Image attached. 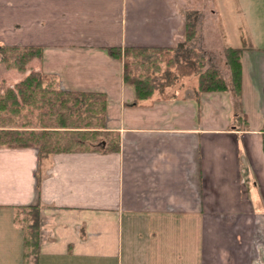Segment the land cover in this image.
Instances as JSON below:
<instances>
[{
	"label": "crops",
	"instance_id": "obj_1",
	"mask_svg": "<svg viewBox=\"0 0 264 264\" xmlns=\"http://www.w3.org/2000/svg\"><path fill=\"white\" fill-rule=\"evenodd\" d=\"M203 1L0 0V44L42 48L8 85L38 70L103 93L98 127L119 136L47 155L0 146V212L40 215L16 264H264V0H207L221 47L242 50L239 101L230 67L225 89L179 75L142 99L125 79V49L175 47Z\"/></svg>",
	"mask_w": 264,
	"mask_h": 264
},
{
	"label": "trees",
	"instance_id": "obj_2",
	"mask_svg": "<svg viewBox=\"0 0 264 264\" xmlns=\"http://www.w3.org/2000/svg\"><path fill=\"white\" fill-rule=\"evenodd\" d=\"M195 35V23L190 19L187 23L184 40L180 41L175 47H129L125 49V79L136 86L139 99L150 96L156 86L151 85L149 77L144 78L141 75H136L131 68L130 61L126 60V58L131 55L134 58H138V61L146 62V58H149L148 56L159 53V51L169 52L171 49H183ZM16 49L19 50V53L16 54L14 62L22 71L27 70V64L32 58L42 55V48L38 46L0 44L2 60L8 58L7 51ZM109 49L112 54L122 56L120 48L111 47ZM225 52L232 70V88L237 101H239L242 93V65L240 61L242 50L241 48L227 47ZM187 62L177 61L179 72L176 75L197 73L201 90L225 89L228 87L223 74L217 67L210 66L203 70L202 55L194 53L190 57V62ZM52 77L42 71L31 70L14 87H9L0 92V111H8V105L11 104L12 112L14 113L20 110L22 103L28 104L27 100L34 98L35 93L40 92L41 97L35 100L36 107L42 108L45 104H49L50 112L48 116H55L56 121L50 125L42 122L40 129L32 128L36 126L32 124H29V126L22 124L9 127L0 125V146L36 145L39 147L41 155H47L55 151H71L73 149H88L91 146H103L104 141L111 148H118L119 136H115L111 132L98 127L105 112V95L100 92L62 89L59 86H54L52 81L50 82L52 84H45ZM40 114L45 115V112ZM110 133L112 134L111 139L108 138V136H111ZM36 218L34 223L30 225L29 231L31 232H27L24 240L26 246L32 242L35 250L39 243V223ZM29 253L25 252L24 254L28 256Z\"/></svg>",
	"mask_w": 264,
	"mask_h": 264
},
{
	"label": "rangeland",
	"instance_id": "obj_3",
	"mask_svg": "<svg viewBox=\"0 0 264 264\" xmlns=\"http://www.w3.org/2000/svg\"><path fill=\"white\" fill-rule=\"evenodd\" d=\"M197 1L202 2L203 0H191L193 6L191 8L196 7L195 3ZM233 4L237 5L236 1L234 3L232 2V5ZM209 5H211V1L204 0L203 4H198L201 9L199 13L198 11L190 10V13H192V20H196L195 27L196 30H198V34L191 41H189L183 49H171L169 52L159 51V53H154V55L148 56L151 58H146V62L138 61V58H134L130 55L126 58V60L128 59L130 61L133 72L144 78L149 77L151 79V85H155L158 89L163 90L168 86L174 87L176 83L182 80V76L176 75V73L179 72L177 61H188L187 63H189L191 55L198 53L203 57V70L207 67L215 66L222 74H227L229 72L230 65L225 54L226 52L224 51V48L221 47V35L218 32L213 31V25L217 19L215 16L212 18L207 15L208 12H210ZM225 22L228 32L227 34L231 40H233V38L238 35L236 24L230 22L228 17L225 18ZM7 52L8 58L6 60H2V55H0V92L9 87L15 86L8 85V79H5L6 76L12 78V74L14 73V75H20L21 73L28 72V70L22 71L19 69L14 62L16 54L19 53L18 49ZM30 61L27 64V67L30 65ZM197 75L198 74L195 73L190 76V78L194 79ZM51 81L54 82V86H59L57 80L53 77L49 81H46L45 84H48ZM167 84L171 85L165 86ZM40 97V92L35 93L34 98L28 99V104L22 103L20 110L15 113L12 112V105L9 104L8 111H0V125L9 127L20 126L22 124L29 126V124H32L36 125L32 128L38 127V129H40L42 122L49 125L55 123V116H48L50 112L49 104H45L42 108L36 107L37 105H35V100ZM41 112H45V115L40 114ZM38 212L39 210L37 209H28L20 212L19 214L17 213V220L15 223L12 219L11 211L4 210L3 212H0V264H16L18 262L22 249V234L24 235L25 230H22L21 227L27 226L29 231L30 224L34 223L37 216H40ZM34 250L32 242L27 246L25 245V252L33 251L34 253ZM20 258H22V256H20Z\"/></svg>",
	"mask_w": 264,
	"mask_h": 264
}]
</instances>
